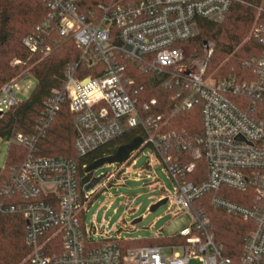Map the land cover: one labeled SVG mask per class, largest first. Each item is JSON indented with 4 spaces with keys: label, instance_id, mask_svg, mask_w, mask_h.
<instances>
[{
    "label": "built area",
    "instance_id": "obj_1",
    "mask_svg": "<svg viewBox=\"0 0 264 264\" xmlns=\"http://www.w3.org/2000/svg\"><path fill=\"white\" fill-rule=\"evenodd\" d=\"M43 1L49 14L37 32L53 30L61 38L71 39L81 51L78 62L67 69L65 84L78 159L118 141L130 129L144 130L141 146L127 162L134 164L146 149L156 155L176 185L175 203L192 223L179 233L184 240L180 244L123 249L119 242L126 240L117 237L106 239L115 242L94 247L98 229L94 223L87 226V214L95 192L82 185L86 173L81 174L78 160L36 156V145L60 107V100L52 101L46 105L36 134L14 133L6 138L9 146L27 150L26 159L0 185V214L22 215L25 221L29 250L25 261L264 264V51L259 59L246 62L249 74L241 81L237 75L219 80L207 74L214 51L211 44L205 43L203 58L197 51L187 56L184 49V43L196 34L198 18L220 22L236 0H143L88 9L81 0ZM254 37L264 46L263 27L254 30ZM38 40L28 37L24 44L35 52ZM130 63L161 79L162 87L174 93L172 100L178 109L200 108L203 131L201 150L195 156L207 165L205 181L187 182L196 163L172 158L175 150L187 149L183 136L148 130H155L161 121V116L150 114L159 102L142 101L144 88H134L127 79ZM83 66L98 76L80 78ZM18 81L2 88L1 115L19 104L13 91ZM206 196L214 209L249 225L237 261L224 258L214 240L211 220L203 212Z\"/></svg>",
    "mask_w": 264,
    "mask_h": 264
},
{
    "label": "trees",
    "instance_id": "obj_2",
    "mask_svg": "<svg viewBox=\"0 0 264 264\" xmlns=\"http://www.w3.org/2000/svg\"><path fill=\"white\" fill-rule=\"evenodd\" d=\"M143 0H81L84 9L110 5L114 2L136 4ZM49 10L43 0H0V94L5 85L20 77H30L36 81L26 101L10 109L0 117V139L12 134L31 136L43 119L46 105L60 100V107L51 121L45 135L36 145L38 157H64L78 160L80 172L95 161L107 158L124 145L138 137L144 138L142 129H130L118 141L106 145L82 159H78L75 149L76 128L73 115L69 112V99L65 91L66 72L69 66L76 64L81 51L71 39L61 38L55 31L37 28L47 21ZM196 34L184 45L192 43L197 56L204 55L205 43L212 42L214 51L207 66V74H214L219 80L230 75L246 80L249 71L246 62L259 59L264 46L254 37L256 28H264V0H236L221 22L198 18ZM28 37L38 38L39 48L32 52L24 44ZM19 62V63H18ZM80 78L97 77L89 68L83 66ZM251 74V72H250ZM253 78V75L252 77ZM127 79L133 81L134 88L141 92L143 102L157 99L159 105L150 113L155 118L161 116L157 128L148 130L153 134H177L183 136L186 150H175L173 160H185L196 163V169L186 177L187 182L200 184L207 177V165L204 159H197L196 152L201 150L199 139L203 125L199 107L178 109L172 100L173 92L166 91L161 79L145 74L134 64L128 65ZM27 157L23 147L11 145L0 170V185L9 178L13 169ZM86 166V168H83ZM203 199V212L211 220L213 236L226 259L237 261L242 249L244 237L248 233V223L233 215L214 209ZM115 240H104L94 245L102 247ZM183 243L177 237L151 238L141 241H121L123 249L143 246H162L166 243ZM29 250L25 245V221L22 215L0 214V264H30L26 262Z\"/></svg>",
    "mask_w": 264,
    "mask_h": 264
},
{
    "label": "rangeland",
    "instance_id": "obj_3",
    "mask_svg": "<svg viewBox=\"0 0 264 264\" xmlns=\"http://www.w3.org/2000/svg\"><path fill=\"white\" fill-rule=\"evenodd\" d=\"M209 44L214 48L212 42ZM184 49L187 56L196 51L192 43L184 45ZM204 56L205 50L204 55L199 57ZM209 76L216 78L213 73ZM17 80V87L13 91L19 101H26L36 81L27 76L14 81ZM8 151L7 139H0V170ZM121 166L104 165L94 173L95 178L106 175L92 189L95 196L87 214V226L91 228L94 223L98 229L95 236L97 242L117 237L126 241L170 238L178 236L181 230L191 225V217L174 201L175 183L159 158L149 149L140 152L134 164L129 161ZM111 174L114 177L109 179ZM163 199L169 200L151 212V207ZM138 220L140 222L134 224Z\"/></svg>",
    "mask_w": 264,
    "mask_h": 264
},
{
    "label": "water",
    "instance_id": "obj_4",
    "mask_svg": "<svg viewBox=\"0 0 264 264\" xmlns=\"http://www.w3.org/2000/svg\"><path fill=\"white\" fill-rule=\"evenodd\" d=\"M126 50L130 51V47H126ZM138 55L140 56L141 53L138 52ZM2 115L0 114V117ZM143 142V139L141 137L136 138L133 140L130 144L121 146L114 155L102 158L97 161H95L91 166H89L85 173L86 176L82 179V185L86 186V191L92 190L97 184L101 182L102 179L106 177V175H103L99 178L94 177V173L97 169L103 167L104 165H123L125 164L130 156L135 153L139 147L141 146ZM168 202V199L160 200L157 204L151 207L150 211L155 212L158 210L159 207L165 205ZM140 222V220L136 221L134 224Z\"/></svg>",
    "mask_w": 264,
    "mask_h": 264
}]
</instances>
